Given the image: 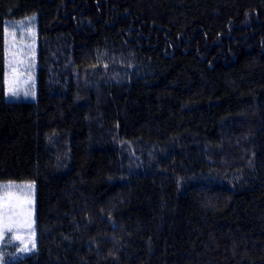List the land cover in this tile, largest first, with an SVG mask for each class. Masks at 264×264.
I'll list each match as a JSON object with an SVG mask.
<instances>
[{"label":"trees","instance_id":"16d2710c","mask_svg":"<svg viewBox=\"0 0 264 264\" xmlns=\"http://www.w3.org/2000/svg\"><path fill=\"white\" fill-rule=\"evenodd\" d=\"M25 180L35 249L0 264H264V0H0V182Z\"/></svg>","mask_w":264,"mask_h":264},{"label":"rangeland","instance_id":"374dc122","mask_svg":"<svg viewBox=\"0 0 264 264\" xmlns=\"http://www.w3.org/2000/svg\"><path fill=\"white\" fill-rule=\"evenodd\" d=\"M36 23L34 17L7 21L5 26L6 92L10 99H35ZM9 88L15 91L13 95ZM30 93V94H25ZM31 93H34L32 95ZM30 186V187H29ZM34 181L0 182V212L8 206L10 230L0 236L4 248L14 251L10 259L35 249ZM31 223L32 227L27 226Z\"/></svg>","mask_w":264,"mask_h":264},{"label":"snow or ice","instance_id":"6c2138e0","mask_svg":"<svg viewBox=\"0 0 264 264\" xmlns=\"http://www.w3.org/2000/svg\"><path fill=\"white\" fill-rule=\"evenodd\" d=\"M9 91L15 95V91L12 89V88H9ZM26 95L27 94H30V93H25ZM32 95H34V93H31ZM30 187V186H29ZM9 219L10 217L8 216V206L5 205L4 206V211L3 212H0V236H3L5 234V231L6 230H10L11 228V225L9 224ZM27 226L29 228L32 227L31 223H28Z\"/></svg>","mask_w":264,"mask_h":264}]
</instances>
